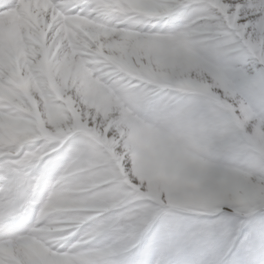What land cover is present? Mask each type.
Returning <instances> with one entry per match:
<instances>
[{
    "label": "clouds",
    "instance_id": "9594fccd",
    "mask_svg": "<svg viewBox=\"0 0 264 264\" xmlns=\"http://www.w3.org/2000/svg\"><path fill=\"white\" fill-rule=\"evenodd\" d=\"M0 264H264V0H0Z\"/></svg>",
    "mask_w": 264,
    "mask_h": 264
}]
</instances>
